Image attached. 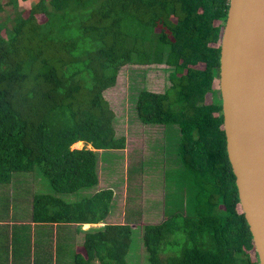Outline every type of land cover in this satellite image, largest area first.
Instances as JSON below:
<instances>
[{
  "label": "trees",
  "instance_id": "trees-1",
  "mask_svg": "<svg viewBox=\"0 0 264 264\" xmlns=\"http://www.w3.org/2000/svg\"><path fill=\"white\" fill-rule=\"evenodd\" d=\"M26 1L0 0V13L14 10L0 16V185L39 170L53 194L34 197L35 222L104 223L113 189L64 199L98 184V151L126 148L104 93L127 65H166L171 85L163 93L142 90L136 111L146 125L178 127L177 155L192 175L196 204L144 226L148 261L260 264L215 88L231 0H37L23 10ZM78 142L93 149L73 148ZM84 234L65 264H129L130 224ZM181 244L179 253L171 250Z\"/></svg>",
  "mask_w": 264,
  "mask_h": 264
},
{
  "label": "rangeland",
  "instance_id": "rangeland-1",
  "mask_svg": "<svg viewBox=\"0 0 264 264\" xmlns=\"http://www.w3.org/2000/svg\"><path fill=\"white\" fill-rule=\"evenodd\" d=\"M36 1L22 2L21 9H29ZM9 13L14 10L6 6L0 16L5 19ZM39 21L44 22L46 18L39 16ZM169 73L166 65H127L121 69L117 85L104 93L116 113L117 137L126 138L127 148L98 151V172L116 194L112 222L130 224L133 229L129 264H150L142 241L145 225L162 223L173 213L191 212L196 204L192 175L182 168L177 155L178 127L146 125L136 111L139 93L144 89L163 93L171 85ZM218 87L219 82L215 83V88ZM207 100L210 103L212 96L208 95ZM84 147L93 149L84 143L73 145L75 149ZM120 206L124 207L123 212L118 209ZM182 249V244L171 248L176 253Z\"/></svg>",
  "mask_w": 264,
  "mask_h": 264
},
{
  "label": "water",
  "instance_id": "water-1",
  "mask_svg": "<svg viewBox=\"0 0 264 264\" xmlns=\"http://www.w3.org/2000/svg\"><path fill=\"white\" fill-rule=\"evenodd\" d=\"M227 152L264 264V0H231L221 44Z\"/></svg>",
  "mask_w": 264,
  "mask_h": 264
},
{
  "label": "crops",
  "instance_id": "crops-1",
  "mask_svg": "<svg viewBox=\"0 0 264 264\" xmlns=\"http://www.w3.org/2000/svg\"><path fill=\"white\" fill-rule=\"evenodd\" d=\"M106 189L113 187L99 176L96 186L66 195L64 199L74 202ZM38 194H53L38 172L15 175L12 183L0 185V264H44L46 261L48 264H65L71 260V251L81 250L84 231L105 224H120L112 222L114 200L104 223L58 225L35 222L33 200ZM118 209L123 212L124 207Z\"/></svg>",
  "mask_w": 264,
  "mask_h": 264
},
{
  "label": "bare ground",
  "instance_id": "bare-ground-1",
  "mask_svg": "<svg viewBox=\"0 0 264 264\" xmlns=\"http://www.w3.org/2000/svg\"><path fill=\"white\" fill-rule=\"evenodd\" d=\"M81 144H83L82 142H78L76 144H74V146H80Z\"/></svg>",
  "mask_w": 264,
  "mask_h": 264
},
{
  "label": "flooded vegetation",
  "instance_id": "flooded-vegetation-1",
  "mask_svg": "<svg viewBox=\"0 0 264 264\" xmlns=\"http://www.w3.org/2000/svg\"><path fill=\"white\" fill-rule=\"evenodd\" d=\"M221 68V67H220ZM219 90H220V80H219ZM219 95V97L222 99V97H221V91H220V94H218Z\"/></svg>",
  "mask_w": 264,
  "mask_h": 264
}]
</instances>
